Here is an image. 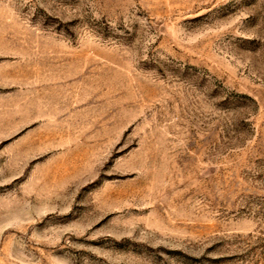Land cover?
<instances>
[{
	"label": "rangeland",
	"instance_id": "374dc122",
	"mask_svg": "<svg viewBox=\"0 0 264 264\" xmlns=\"http://www.w3.org/2000/svg\"><path fill=\"white\" fill-rule=\"evenodd\" d=\"M0 264H264V0H0Z\"/></svg>",
	"mask_w": 264,
	"mask_h": 264
}]
</instances>
